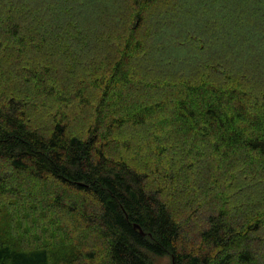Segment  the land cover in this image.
Returning <instances> with one entry per match:
<instances>
[{
    "label": "trees",
    "instance_id": "trees-1",
    "mask_svg": "<svg viewBox=\"0 0 264 264\" xmlns=\"http://www.w3.org/2000/svg\"><path fill=\"white\" fill-rule=\"evenodd\" d=\"M160 258L264 264V0H0V264Z\"/></svg>",
    "mask_w": 264,
    "mask_h": 264
},
{
    "label": "rangeland",
    "instance_id": "rangeland-1",
    "mask_svg": "<svg viewBox=\"0 0 264 264\" xmlns=\"http://www.w3.org/2000/svg\"><path fill=\"white\" fill-rule=\"evenodd\" d=\"M120 2H121V0H120ZM116 5V4H115ZM115 22H113V23H111V24H114ZM117 25H118V22H117ZM26 185V184H25ZM42 187V186H41ZM43 187H44V185H43ZM46 188V187H45ZM63 220V219H62ZM44 223V222H43ZM45 223H47L46 221H45ZM62 223H63V226L65 225V221L63 220L62 221ZM50 231V232H49ZM49 231L47 230L46 231V229L43 231V233H41L42 231H41V228H40V225L37 227V230H36V233L40 236L39 237V239H43V237H47V238H49L48 240L51 242V241H54V239L52 238V240H51V236L49 235V233L50 234H52V231H51V229L49 228ZM63 233V231H61V229H55L54 230V234H56L57 236H59V234H62ZM37 234H35V236H37ZM56 236V240L58 239V237ZM30 238L32 239L33 238V235H32V237L30 236ZM45 239V238H44ZM40 242H41V240H40ZM39 242V243H40ZM169 259L168 258H160L159 260H157V264H169Z\"/></svg>",
    "mask_w": 264,
    "mask_h": 264
},
{
    "label": "water",
    "instance_id": "water-1",
    "mask_svg": "<svg viewBox=\"0 0 264 264\" xmlns=\"http://www.w3.org/2000/svg\"><path fill=\"white\" fill-rule=\"evenodd\" d=\"M135 227H136V228H140L137 224H135Z\"/></svg>",
    "mask_w": 264,
    "mask_h": 264
}]
</instances>
